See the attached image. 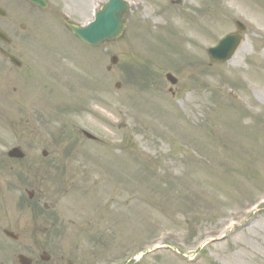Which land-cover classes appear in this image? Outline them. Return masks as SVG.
<instances>
[{"label":"rangeland","instance_id":"obj_1","mask_svg":"<svg viewBox=\"0 0 264 264\" xmlns=\"http://www.w3.org/2000/svg\"><path fill=\"white\" fill-rule=\"evenodd\" d=\"M103 1L12 2L29 18L13 9L26 24L12 47L22 68L0 56V229H48L20 204L32 190L30 203L96 220L104 264H264V204L237 212L264 199V0H129L126 34L91 48L59 16L85 22ZM234 20L245 25L238 48L208 65L206 48ZM14 146L22 159L6 155ZM166 234V248L131 258ZM205 236L220 239L189 262Z\"/></svg>","mask_w":264,"mask_h":264},{"label":"flooded vegetation","instance_id":"obj_2","mask_svg":"<svg viewBox=\"0 0 264 264\" xmlns=\"http://www.w3.org/2000/svg\"><path fill=\"white\" fill-rule=\"evenodd\" d=\"M10 3L11 0H0L5 11L11 9ZM40 204L56 222L55 226L17 228L10 230L11 237L0 229V264H104V229L85 228L87 218L79 214L75 218L78 216L80 222L67 227L55 204L43 199Z\"/></svg>","mask_w":264,"mask_h":264},{"label":"water","instance_id":"obj_3","mask_svg":"<svg viewBox=\"0 0 264 264\" xmlns=\"http://www.w3.org/2000/svg\"><path fill=\"white\" fill-rule=\"evenodd\" d=\"M123 11L124 8L120 4V1L112 0L107 7L96 13L95 21L88 26L80 28L68 24V27L74 33L80 35L85 41L96 43L102 40V38L111 37L118 33L121 25V13ZM238 27L240 30L243 29V26L239 24ZM239 40L240 38L237 35H226L215 47L208 49L210 58L215 61L228 59L235 50ZM10 59L14 62L11 56ZM85 135L91 137L87 133H85ZM8 155L16 157L22 156L18 148L12 149Z\"/></svg>","mask_w":264,"mask_h":264}]
</instances>
